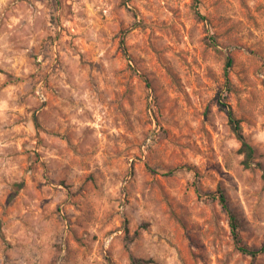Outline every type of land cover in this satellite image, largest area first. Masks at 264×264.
I'll return each mask as SVG.
<instances>
[{
  "label": "rangeland",
  "instance_id": "rangeland-1",
  "mask_svg": "<svg viewBox=\"0 0 264 264\" xmlns=\"http://www.w3.org/2000/svg\"><path fill=\"white\" fill-rule=\"evenodd\" d=\"M130 256L264 264V0H0V264Z\"/></svg>",
  "mask_w": 264,
  "mask_h": 264
},
{
  "label": "trees",
  "instance_id": "trees-1",
  "mask_svg": "<svg viewBox=\"0 0 264 264\" xmlns=\"http://www.w3.org/2000/svg\"><path fill=\"white\" fill-rule=\"evenodd\" d=\"M194 1L195 3L198 2V0H194ZM194 14L197 18L203 19L202 14L195 8V5H194ZM208 44L214 45L211 41H208ZM230 65H231V58H228L226 61V66L229 67ZM224 100H225V95L222 94L218 99V104L220 108L226 112L229 127L231 131L235 134L236 138L240 141V146L238 151L240 154L243 155L242 163L244 164L245 167H248L253 155V147L245 141L243 134L241 132L240 119L234 115L231 107L228 104H226ZM217 194L222 207L227 211L228 225L230 227V232L235 248L241 253L255 257L257 253L260 251V249L250 246L241 236L240 233L241 223L237 218V216L227 207L224 191L221 188H218ZM130 261L132 264H145L149 260H144L137 258L135 256H130Z\"/></svg>",
  "mask_w": 264,
  "mask_h": 264
},
{
  "label": "built area",
  "instance_id": "built-area-1",
  "mask_svg": "<svg viewBox=\"0 0 264 264\" xmlns=\"http://www.w3.org/2000/svg\"><path fill=\"white\" fill-rule=\"evenodd\" d=\"M151 139H152L151 136H149L147 138V140L145 141L144 147H146L149 144V142L151 141Z\"/></svg>",
  "mask_w": 264,
  "mask_h": 264
}]
</instances>
